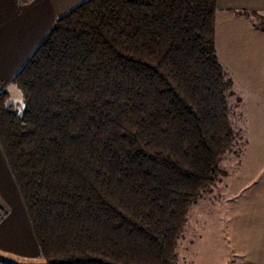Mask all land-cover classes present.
Listing matches in <instances>:
<instances>
[{"label": "trees", "instance_id": "obj_1", "mask_svg": "<svg viewBox=\"0 0 264 264\" xmlns=\"http://www.w3.org/2000/svg\"><path fill=\"white\" fill-rule=\"evenodd\" d=\"M216 10L83 1L13 78L22 109L0 92V144L41 264L176 263L190 209L237 138Z\"/></svg>", "mask_w": 264, "mask_h": 264}, {"label": "rangeland", "instance_id": "obj_2", "mask_svg": "<svg viewBox=\"0 0 264 264\" xmlns=\"http://www.w3.org/2000/svg\"><path fill=\"white\" fill-rule=\"evenodd\" d=\"M226 52L221 58L233 80L230 106L237 138L221 162L219 180L190 209L176 264H187L191 254L198 256L195 264H227L232 254L240 255L238 264H264V57L252 56L251 62L240 51ZM7 90L9 102L22 109V91L14 82ZM0 257L23 260L3 250Z\"/></svg>", "mask_w": 264, "mask_h": 264}, {"label": "crops", "instance_id": "obj_3", "mask_svg": "<svg viewBox=\"0 0 264 264\" xmlns=\"http://www.w3.org/2000/svg\"><path fill=\"white\" fill-rule=\"evenodd\" d=\"M83 1L86 0H0V92L7 90L57 18ZM260 18H264V0H217L215 48L223 65L221 53L225 56L226 51H240L249 60L252 56L264 57V28L257 20ZM0 213V250L23 260H39L29 264H41L31 221L1 144ZM231 256L226 263L238 264L240 255ZM197 258L191 254L185 261L195 264ZM23 260L13 262L0 257V264H20Z\"/></svg>", "mask_w": 264, "mask_h": 264}]
</instances>
